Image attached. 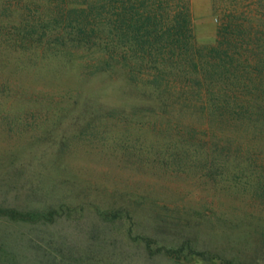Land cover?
I'll list each match as a JSON object with an SVG mask.
<instances>
[{"label": "rangeland", "instance_id": "rangeland-1", "mask_svg": "<svg viewBox=\"0 0 264 264\" xmlns=\"http://www.w3.org/2000/svg\"><path fill=\"white\" fill-rule=\"evenodd\" d=\"M184 21L264 83V0H0V264H264V121L135 69Z\"/></svg>", "mask_w": 264, "mask_h": 264}, {"label": "trees", "instance_id": "trees-1", "mask_svg": "<svg viewBox=\"0 0 264 264\" xmlns=\"http://www.w3.org/2000/svg\"><path fill=\"white\" fill-rule=\"evenodd\" d=\"M28 31L40 33L35 28ZM169 31L165 39L134 41V58L139 59L135 69L151 67L154 72L148 81L160 85L167 94L171 90L162 86L166 83L179 84L180 95L202 98L205 94L210 111L224 121H264V83L262 87L249 84L257 76H249V72L245 77L241 75L232 64L229 46L221 51L210 48L207 53L196 52L189 22L175 24ZM259 75L258 82H264V71Z\"/></svg>", "mask_w": 264, "mask_h": 264}]
</instances>
